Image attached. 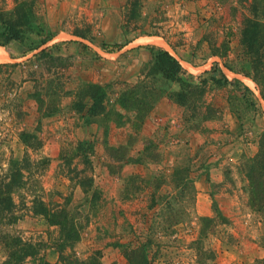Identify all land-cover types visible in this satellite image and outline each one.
<instances>
[{"label": "rangeland", "instance_id": "1", "mask_svg": "<svg viewBox=\"0 0 264 264\" xmlns=\"http://www.w3.org/2000/svg\"><path fill=\"white\" fill-rule=\"evenodd\" d=\"M19 5L38 28L0 46V175L13 162L32 166L15 195L22 219L0 226V264L6 235L59 261L64 238L34 200L73 218L81 259L129 264L125 251L139 247L152 264L263 259L264 206H251L246 169L264 130V0H0V11L17 19ZM246 21L259 29L249 57ZM152 47L182 65L185 104L180 84L153 73ZM92 85L106 93L95 113ZM163 98L177 105L165 115ZM23 134L35 137L29 146Z\"/></svg>", "mask_w": 264, "mask_h": 264}, {"label": "trees", "instance_id": "2", "mask_svg": "<svg viewBox=\"0 0 264 264\" xmlns=\"http://www.w3.org/2000/svg\"><path fill=\"white\" fill-rule=\"evenodd\" d=\"M196 1V0H191ZM257 3V2H256ZM18 18L11 19L6 17L0 11V46L6 47L13 42H24L27 34L33 33L38 27L33 23V15L29 10L24 9L23 6H18ZM258 28H249V21L245 22L243 30V44L245 47V54H254L256 46L259 42ZM77 36L87 39L86 34L75 33ZM264 37V33H263ZM257 50V49H256ZM152 67L153 73L162 76L164 79L178 83L183 88L180 93L175 94V100L179 104H185L187 97L186 88H191V83L185 82L183 79L184 69L180 62L169 51L161 48L152 47ZM44 53V51H42ZM259 56V55H256ZM258 58V57H257ZM244 76L249 77V73L244 71ZM225 77V75H224ZM212 81L217 85H222V82L216 78ZM206 82V81H205ZM225 82L229 80L225 77ZM240 83V82H239ZM249 91V88L246 87ZM106 93L99 85H92V91L89 99L92 101L90 110L92 113L97 111V108L102 104V100ZM34 139L29 134H23L21 140L26 146L30 145V140ZM89 144L81 142L78 150L85 151ZM87 154V153H86ZM84 158L88 159V155ZM26 164L20 166L19 162H13V168L6 174L0 175V226H12L22 219V215L18 214V204L15 200L16 193L23 189L26 184L25 173L32 166L29 159ZM37 164L34 163L33 166ZM27 170V171H26ZM246 176L250 181L251 206L254 208L256 204H261L260 208L264 206V130L261 134L258 154L250 159V165H247ZM91 182V180H90ZM84 188V183H79ZM92 187V184L90 185ZM34 213L43 216L50 225L56 226L60 230L61 237L64 238L62 243L57 246L59 253V261L57 263H50L49 261L40 257L39 244H32L24 241L21 237L6 235L7 246L10 248L8 253V264H21L32 258L38 264H103L101 258L97 253H93L87 259H81L74 250L75 244L81 240L80 227L73 221L64 208L58 205L55 208L48 206L43 200H34ZM128 256L129 264H152L151 259L144 247L136 249H127L125 251ZM253 264H264V258L256 260Z\"/></svg>", "mask_w": 264, "mask_h": 264}, {"label": "crops", "instance_id": "3", "mask_svg": "<svg viewBox=\"0 0 264 264\" xmlns=\"http://www.w3.org/2000/svg\"><path fill=\"white\" fill-rule=\"evenodd\" d=\"M161 103V104H160ZM161 107L160 109L163 110V115H165L166 113H169V111L167 110H175L176 108V104L174 102H172L170 99L168 98H163L161 99V101H159L158 103ZM156 109H158V107H156ZM167 109V110H166ZM156 112H154L149 118H148V121L146 122V126H149V124H152L153 123V120H154V116L156 115L155 114ZM164 117H167V116H164ZM219 169L217 167H213L212 169L209 170V177H211L212 179V182L214 181H219L221 178L219 177ZM199 183H201L203 186H205L207 188V176L203 175L200 177ZM207 195V194H206Z\"/></svg>", "mask_w": 264, "mask_h": 264}, {"label": "bare ground", "instance_id": "4", "mask_svg": "<svg viewBox=\"0 0 264 264\" xmlns=\"http://www.w3.org/2000/svg\"><path fill=\"white\" fill-rule=\"evenodd\" d=\"M149 43L158 44L159 41L157 39L149 40ZM3 58V56L0 54V59Z\"/></svg>", "mask_w": 264, "mask_h": 264}]
</instances>
